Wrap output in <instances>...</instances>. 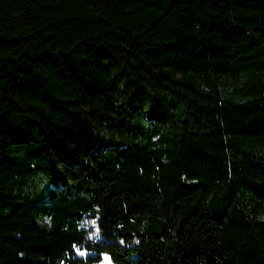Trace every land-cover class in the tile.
Masks as SVG:
<instances>
[{
    "label": "trees",
    "instance_id": "1",
    "mask_svg": "<svg viewBox=\"0 0 264 264\" xmlns=\"http://www.w3.org/2000/svg\"><path fill=\"white\" fill-rule=\"evenodd\" d=\"M104 253L264 264V0H0V264Z\"/></svg>",
    "mask_w": 264,
    "mask_h": 264
},
{
    "label": "rangeland",
    "instance_id": "2",
    "mask_svg": "<svg viewBox=\"0 0 264 264\" xmlns=\"http://www.w3.org/2000/svg\"><path fill=\"white\" fill-rule=\"evenodd\" d=\"M92 234L95 235V229L92 231ZM80 253H86L85 249H79L78 250ZM87 264H94V263H87ZM96 264H113L109 258V255L107 253L103 254V257L100 261H98Z\"/></svg>",
    "mask_w": 264,
    "mask_h": 264
}]
</instances>
